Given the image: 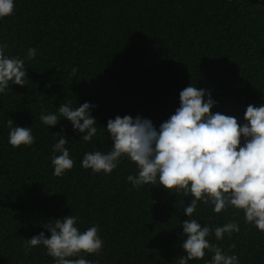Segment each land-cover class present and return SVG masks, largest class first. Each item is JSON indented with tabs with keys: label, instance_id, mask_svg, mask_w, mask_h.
<instances>
[{
	"label": "trees",
	"instance_id": "16d2710c",
	"mask_svg": "<svg viewBox=\"0 0 264 264\" xmlns=\"http://www.w3.org/2000/svg\"><path fill=\"white\" fill-rule=\"evenodd\" d=\"M0 264H264V0H0Z\"/></svg>",
	"mask_w": 264,
	"mask_h": 264
}]
</instances>
